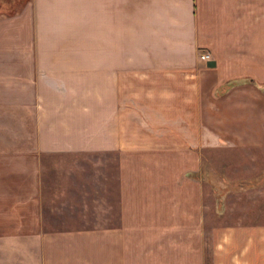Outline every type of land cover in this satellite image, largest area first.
Wrapping results in <instances>:
<instances>
[{"label":"crops","instance_id":"1","mask_svg":"<svg viewBox=\"0 0 264 264\" xmlns=\"http://www.w3.org/2000/svg\"><path fill=\"white\" fill-rule=\"evenodd\" d=\"M221 150L264 151V0L0 16V245L20 246L5 264H264V205L221 227L205 203Z\"/></svg>","mask_w":264,"mask_h":264},{"label":"rangeland","instance_id":"2","mask_svg":"<svg viewBox=\"0 0 264 264\" xmlns=\"http://www.w3.org/2000/svg\"><path fill=\"white\" fill-rule=\"evenodd\" d=\"M26 0H0V16L12 15ZM205 203L222 207L221 227L246 222L245 208L264 205V151H206L204 154ZM212 219V213H208ZM255 216V214H251ZM259 215V214H257ZM254 220L259 218L253 217ZM17 246L0 245L3 254L19 252ZM211 246H208V249ZM210 250V249H209Z\"/></svg>","mask_w":264,"mask_h":264},{"label":"built area","instance_id":"3","mask_svg":"<svg viewBox=\"0 0 264 264\" xmlns=\"http://www.w3.org/2000/svg\"><path fill=\"white\" fill-rule=\"evenodd\" d=\"M200 60L209 63L212 60V57L208 53H203L200 55Z\"/></svg>","mask_w":264,"mask_h":264}]
</instances>
